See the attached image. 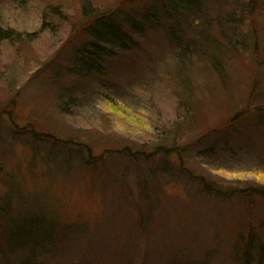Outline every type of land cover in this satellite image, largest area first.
Wrapping results in <instances>:
<instances>
[{
    "label": "rangeland",
    "instance_id": "obj_1",
    "mask_svg": "<svg viewBox=\"0 0 264 264\" xmlns=\"http://www.w3.org/2000/svg\"><path fill=\"white\" fill-rule=\"evenodd\" d=\"M0 264H264V0H0Z\"/></svg>",
    "mask_w": 264,
    "mask_h": 264
},
{
    "label": "trees",
    "instance_id": "obj_2",
    "mask_svg": "<svg viewBox=\"0 0 264 264\" xmlns=\"http://www.w3.org/2000/svg\"><path fill=\"white\" fill-rule=\"evenodd\" d=\"M99 20H101V21L99 23H97L96 25H94L95 28L93 29V32H91V34L94 36V39H97V40H105L106 39L107 41H109V39L112 38L111 37L112 35H115V37L116 36H119L120 37L119 31L116 30V29L115 30L113 29V24L111 22L105 21V19H99ZM102 24H104V26H106L107 29H105L103 26H101ZM98 26H100L101 29H99L98 30V33H97L96 32V28ZM111 31H113L114 34L111 33ZM6 36L7 35H5V33H3L2 38H6Z\"/></svg>",
    "mask_w": 264,
    "mask_h": 264
}]
</instances>
